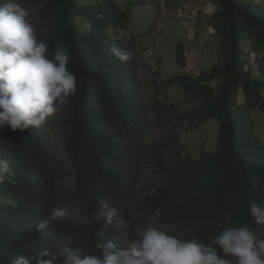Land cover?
Here are the masks:
<instances>
[{"label": "trees", "instance_id": "obj_1", "mask_svg": "<svg viewBox=\"0 0 264 264\" xmlns=\"http://www.w3.org/2000/svg\"><path fill=\"white\" fill-rule=\"evenodd\" d=\"M127 1L122 9L116 0H48L39 12L51 22L38 39L48 43L49 52L59 44L68 49L77 91L66 101L58 123L53 122L55 114L39 130L0 129V159L10 167L0 181V264L19 253L34 258L45 246L56 253L66 234L75 235L73 247L90 254L99 253L97 242H123L118 230L93 218L97 198H109L128 224L145 156L165 180L145 196L143 207L158 215L162 230L179 238L208 243L223 228L251 226V201L264 205V140L253 115L259 110L264 117V5L215 0L219 9L211 21L217 64L200 69L196 79L182 74L167 81L191 106L183 112L174 103H147L132 55L136 40L147 33H134L132 45L124 34L132 32L134 9L146 7L148 0ZM242 41L250 42L253 52L261 50L257 75ZM112 44L131 58L121 62L111 53ZM176 54L186 69L182 43ZM167 117L175 123L147 148L151 120L161 127ZM211 120L218 126L214 149L201 148L198 156L187 152L184 124L197 130ZM53 125L63 132L62 147ZM49 207L63 208L67 215L51 224L50 236H45L37 224Z\"/></svg>", "mask_w": 264, "mask_h": 264}, {"label": "clouds", "instance_id": "obj_2", "mask_svg": "<svg viewBox=\"0 0 264 264\" xmlns=\"http://www.w3.org/2000/svg\"><path fill=\"white\" fill-rule=\"evenodd\" d=\"M30 15L20 0H0V129L7 126L13 132L42 129L77 91V76L68 68V49L59 44L49 52L48 43L38 39ZM110 51L121 62L131 58L116 44ZM9 172L7 161L0 159V181ZM97 205L93 218L103 219L104 228L110 225L118 230L123 242H97L99 253L90 254L73 247L75 235L66 234L56 253L45 246L34 258L19 253L7 264H264V205L251 201V226L223 228L208 243L197 237L182 239L156 227L129 239V223L123 224L109 198L98 197ZM66 215L63 208L49 207L37 228L50 236L49 226Z\"/></svg>", "mask_w": 264, "mask_h": 264}, {"label": "rangeland", "instance_id": "obj_3", "mask_svg": "<svg viewBox=\"0 0 264 264\" xmlns=\"http://www.w3.org/2000/svg\"><path fill=\"white\" fill-rule=\"evenodd\" d=\"M47 1L20 0L22 6L31 13L29 20L36 30L37 37L45 35L50 26V17L39 16L40 10ZM79 1L83 4L93 0ZM256 1L264 5V0ZM116 2L120 8L124 9L128 1L116 0ZM197 2L203 6L202 9H199L198 4H195ZM216 6L218 7L217 3L212 0H148L146 7L134 9L130 22L132 32L124 35L128 43L132 45L134 33L137 34V37L147 33L144 39L136 40L132 55L138 65V72L143 81V93L150 106L158 99L179 105L183 112L191 108L183 94L175 86H169L167 81L176 75H194L202 68L210 69L217 64V39L210 31V19L208 20L204 16L206 12L212 13ZM191 10H195L197 16L193 21L188 22L184 17L187 13H191ZM179 43L184 45V55L187 60L186 69H182L177 62L176 52ZM241 43L245 49L248 65L257 75V59L260 57L261 50L256 48L253 52L250 42L242 41ZM239 102H244L243 94L240 95ZM65 113L64 104L53 122L61 121ZM253 115L258 126L257 134L263 141L264 117L259 110H255ZM173 123H175L173 118L167 117L165 126L160 127L152 119L146 147L151 148L160 142ZM52 127L57 131V139L62 147L63 132L58 125ZM184 127L186 132L182 137V142L187 148V152L198 156L201 148L214 149L218 138V126L215 120L205 123L197 130H190L188 124H184ZM0 142H4L2 136H0ZM163 175L145 156L139 184L131 196L129 213L131 221L127 226L129 239L139 235L142 230L148 227L162 229L159 225L158 215L146 210L143 205L145 196L153 194L158 187L164 184Z\"/></svg>", "mask_w": 264, "mask_h": 264}, {"label": "crops", "instance_id": "obj_4", "mask_svg": "<svg viewBox=\"0 0 264 264\" xmlns=\"http://www.w3.org/2000/svg\"><path fill=\"white\" fill-rule=\"evenodd\" d=\"M212 1H214L215 2V0H212ZM195 4H198L197 6H198V8L199 9H202L203 8V6L202 5H200L199 4V2H197V3H195ZM218 7L216 6V7H214V9L212 10V13H208V12H206V14L204 15L205 16V18L206 19H210V31L215 35V23L213 22V21H211V17H212V15L214 14V13H216L217 11H218ZM199 13H200V11H199ZM216 40V39H215ZM216 42V41H215Z\"/></svg>", "mask_w": 264, "mask_h": 264}, {"label": "built area", "instance_id": "obj_5", "mask_svg": "<svg viewBox=\"0 0 264 264\" xmlns=\"http://www.w3.org/2000/svg\"><path fill=\"white\" fill-rule=\"evenodd\" d=\"M192 12L191 13H187L186 16L184 17V19L188 22H191L194 20V18L197 16V12L195 10H191ZM197 77H199V73H195L193 75V78L196 79Z\"/></svg>", "mask_w": 264, "mask_h": 264}]
</instances>
